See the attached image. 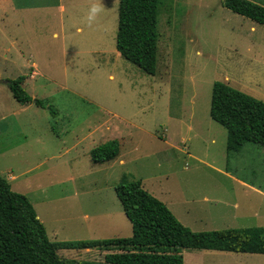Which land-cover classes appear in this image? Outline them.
<instances>
[{
    "label": "rangeland",
    "instance_id": "1",
    "mask_svg": "<svg viewBox=\"0 0 264 264\" xmlns=\"http://www.w3.org/2000/svg\"><path fill=\"white\" fill-rule=\"evenodd\" d=\"M92 4L101 11L89 24ZM158 6L148 74L115 47L118 0H0V174L52 241L130 236L114 189L123 179L140 180L193 231L264 226V146L228 151L209 115L217 80L264 101V25L222 0ZM18 75L43 105L13 98L7 81ZM110 139L117 156L92 162ZM110 251L57 253L99 264ZM180 253L183 264H264L259 253Z\"/></svg>",
    "mask_w": 264,
    "mask_h": 264
},
{
    "label": "trees",
    "instance_id": "2",
    "mask_svg": "<svg viewBox=\"0 0 264 264\" xmlns=\"http://www.w3.org/2000/svg\"><path fill=\"white\" fill-rule=\"evenodd\" d=\"M160 1L118 0L115 47L148 74L154 73L156 65ZM222 4L264 25V5L251 0H222ZM24 78L18 75L7 81L13 98L21 104L43 105L24 89ZM209 115L225 127L228 151L239 150L246 141L264 146L263 100L217 80L211 88ZM119 149V141L110 139L92 148L90 159L94 163L112 160ZM114 189L131 223L130 236L52 241L28 197L13 191L0 174V264H98L64 259L58 249L111 250L99 264H183L182 248L264 254V226L193 231L140 180L123 179Z\"/></svg>",
    "mask_w": 264,
    "mask_h": 264
},
{
    "label": "clouds",
    "instance_id": "3",
    "mask_svg": "<svg viewBox=\"0 0 264 264\" xmlns=\"http://www.w3.org/2000/svg\"><path fill=\"white\" fill-rule=\"evenodd\" d=\"M101 11L100 7L96 4L90 5L87 11L86 20L89 24H91L95 19L97 14Z\"/></svg>",
    "mask_w": 264,
    "mask_h": 264
},
{
    "label": "crops",
    "instance_id": "4",
    "mask_svg": "<svg viewBox=\"0 0 264 264\" xmlns=\"http://www.w3.org/2000/svg\"><path fill=\"white\" fill-rule=\"evenodd\" d=\"M34 72V70H32V73Z\"/></svg>",
    "mask_w": 264,
    "mask_h": 264
},
{
    "label": "water",
    "instance_id": "5",
    "mask_svg": "<svg viewBox=\"0 0 264 264\" xmlns=\"http://www.w3.org/2000/svg\"><path fill=\"white\" fill-rule=\"evenodd\" d=\"M34 102V101H33Z\"/></svg>",
    "mask_w": 264,
    "mask_h": 264
}]
</instances>
